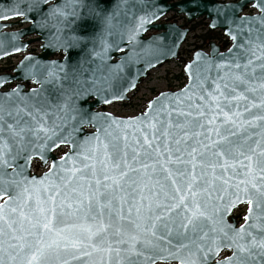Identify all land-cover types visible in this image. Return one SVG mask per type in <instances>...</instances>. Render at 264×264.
<instances>
[{"label": "water", "instance_id": "1", "mask_svg": "<svg viewBox=\"0 0 264 264\" xmlns=\"http://www.w3.org/2000/svg\"><path fill=\"white\" fill-rule=\"evenodd\" d=\"M49 1L53 4L46 6ZM54 5H67L66 15H51ZM262 5L264 0H0V61L24 54L10 73L0 74V105L12 113L0 121V148L8 161L0 165V189L20 197L0 195V205L7 202L4 213L19 221L26 201L24 211L37 215L32 210L39 196L49 209L46 215L56 208L67 235L86 240L84 229L90 227L99 247L61 248L59 260L67 264H217L234 252L248 264H264L247 234L264 237V203L249 205L241 191L240 200L225 211L241 180L246 183L240 188L255 195L252 182L262 179L257 163L264 161ZM248 6L255 12L244 14ZM168 13L183 16L186 25L204 18L229 45L222 49L211 41L207 51L195 50L183 68L184 86L159 92L144 112L120 118L98 111L124 100L147 73L177 59L189 29L162 23ZM20 25L26 26L11 30ZM27 36L35 39L22 42ZM32 42L40 44L37 55L26 54ZM60 50L65 56L52 59ZM60 148L66 151L57 157ZM227 148L232 149L227 162L214 154ZM34 161L41 173L33 172ZM194 199L207 217L192 216ZM240 207L245 211L238 222ZM216 208L233 229L246 227L244 240L237 242L249 245L251 256L223 246L230 241L219 232L223 225L213 222ZM0 227L11 234L4 221ZM133 237L139 238L135 246ZM216 244H221L218 253Z\"/></svg>", "mask_w": 264, "mask_h": 264}, {"label": "snow or ice", "instance_id": "2", "mask_svg": "<svg viewBox=\"0 0 264 264\" xmlns=\"http://www.w3.org/2000/svg\"><path fill=\"white\" fill-rule=\"evenodd\" d=\"M67 7V5H54L50 10L51 15H66V13L63 11V9ZM262 10H264V5H262ZM73 15H75V12H72ZM7 18V17H3ZM264 19V18H262ZM143 26V22L141 24V27ZM227 87V85H226ZM14 92L17 90H13ZM35 91V90H34ZM223 94V93H222ZM159 99V98H158ZM215 99V97H213ZM151 104L149 107L151 108ZM217 107H220L217 105ZM11 110L4 108L2 105H0V121L4 120V116L8 115L10 116ZM203 115V113H201ZM225 116L228 117V113L225 112ZM8 127L11 129L13 125L9 124ZM3 130V125L0 124V131ZM23 131V129H21ZM19 133H17L18 135ZM232 135H235V133H231ZM21 139H23L21 137ZM99 139V137H97ZM222 140H226V137H221ZM147 142V139H146ZM231 143V142H229ZM6 146V145H5ZM107 147V145H105ZM231 148L227 149H221L220 151L214 153L218 156H224L225 162H227L228 156L231 153ZM192 152H196V149L193 148ZM5 153L0 148V165L6 166L8 161L5 159ZM247 159L251 160V157H246ZM195 159V157H194ZM260 168V173L262 176V179L259 183L252 182V188L256 189V194L253 195L248 191V188L245 187L243 189L240 188V184H245L246 181L241 180L239 184L236 185L237 188V195L235 197V200L232 201L231 204H229L225 211L230 210L231 207L235 205L237 201L240 200L239 193L242 191L248 200L249 205H252L254 200L256 201V207H261V204L264 203V161L257 162ZM115 167H119V165H114ZM85 167H88V165H85ZM195 167V165H193ZM249 171H252L251 166H249ZM18 174V173H17ZM171 175V173H169ZM177 175L183 177V172H178ZM105 179H108L106 176ZM197 178L193 175L192 180L195 181ZM0 182L2 181V177H0ZM15 183V181H13ZM99 183V181H97ZM177 181L174 179L173 184H176ZM188 188H193V183L188 184ZM177 192L180 191L179 187H177ZM27 188L24 189V192H27ZM0 195H7L9 200H17L19 199V195L16 197L11 196L7 191L4 189H0ZM31 194H29L30 196ZM197 191H192V196L196 197ZM49 199L55 202L54 196H50ZM222 199V198H221ZM181 202L185 200V196L180 197ZM193 203L195 204V208L197 211H194L192 213L193 217L196 216H205L207 217L208 214L205 211L200 210V204L193 200ZM44 201L40 199L39 196L36 198V208L33 209V212L38 213L37 215H32L30 212L26 213L24 211V207L26 206V201L22 203V205L19 208V216L20 220L17 221L15 218H9L3 211L4 207L7 205V202L5 205H0V221H4L8 228L11 230V234L7 231H5L4 227H0V264H67L66 261H60L59 260V250L61 248H68L71 247H79L80 244L86 243L91 245L93 248H98L99 245L92 242V237L96 235L95 232L91 230L90 227L85 228L84 231L88 233L87 239H81L79 236H69L66 234V226L61 227L62 221H60L57 217L56 208L53 207L51 209V215H46V213L49 211V209L45 208L43 206ZM178 206V205H177ZM185 207H187L185 205ZM17 208L13 207L11 209L12 212H17ZM215 212L218 214L216 219L213 221L217 224H222L223 226L219 228V232L223 234V237L230 241L227 244H224L223 246L228 248H235L238 249L241 253H248L249 256L252 255L250 251L249 245L238 243L237 241L244 240V233L246 232V227L241 226L240 229H233L231 225L227 224L224 221V217L220 213V209L216 208ZM252 214V208H249V215L245 217V220L251 218ZM211 219V217H208ZM157 220L160 219L159 216L156 217ZM27 221V227L24 226V222ZM19 223L20 227L16 228L13 227V225ZM188 223H192V219L189 218ZM136 227H140L139 225H135ZM185 228H187V224L184 225ZM155 228V224L152 225V229ZM226 229H232V235ZM146 231L148 229H145ZM213 231H217L216 228L213 229ZM20 233V234H18ZM248 235L252 236L251 245L259 247L261 249L260 255L264 256V237H262L260 240H257L255 236L252 235V233H247ZM152 235L155 236V231H152ZM206 235V234H205ZM28 237H31L29 239ZM216 239H220L217 237ZM133 246L137 242H139L138 237H133ZM104 241L102 240L101 243ZM123 241H117V243H122ZM144 243L150 244L151 241L145 240ZM181 247H185V245H181ZM202 247V246H199ZM221 244H216L215 250L218 253L220 250ZM108 251H113L111 246L107 249ZM118 252L119 249H116ZM212 251V249H208L205 251V261L208 256V252ZM7 257V260L5 259ZM236 259L237 264H248V262L241 260L239 256L234 252L233 257H229L224 261H217V264H232V260ZM182 264L184 262L182 261ZM189 264H205L204 261L200 260H192L189 262Z\"/></svg>", "mask_w": 264, "mask_h": 264}, {"label": "flooded vegetation", "instance_id": "3", "mask_svg": "<svg viewBox=\"0 0 264 264\" xmlns=\"http://www.w3.org/2000/svg\"><path fill=\"white\" fill-rule=\"evenodd\" d=\"M174 1H178V0H174ZM224 1H235V0H224ZM51 4H53V2L49 1L46 3V6H49ZM253 12L254 11L249 6L245 9V14H251ZM17 21H19V18L13 20V22H17ZM161 22L162 23H176L179 25H185V27L188 29L190 28L188 26L189 24L186 25V20L184 17L176 15L174 13H168ZM25 26L26 25H24V26L20 25V26L12 28L11 30H13V31L20 30L21 28H23ZM189 31H190V29H189ZM209 31H212V30H209V29L203 30V36L206 35ZM215 32H218V31H215ZM150 34H153V33H150ZM188 34H189V32H188ZM188 34L186 35L183 43L181 44V46L178 50L177 57L181 53L182 46L184 45ZM147 35H149V34H147ZM34 39H35V36H27V37L22 38V42H29V41H32ZM224 40H225V38H222V39L218 38L215 40V42L218 46L222 47V42ZM26 49H27V52H26L27 55H37L40 52V44L36 43V42H32V43L27 45ZM122 54H123V51H118L116 55H122ZM23 56H24L23 54L14 55V56L6 59L4 62H1L0 63V74L10 73L13 70L14 66L18 63V61ZM64 56H65L64 52L60 50L58 53H56L52 56V59L59 60V59H62ZM113 61H116V58H114ZM150 73L151 72L147 73L146 77L140 79L139 82H136L134 84V86L131 88V90L125 93L124 100L111 102V103L106 104V105H101L97 110L112 114V115H114L116 117H120V118L132 117V116H135V115L139 114L140 112H142L145 101L139 99L138 100L139 103L137 105H135L134 99L137 97V95H138V93L142 87V84L149 77ZM181 80H182L181 72L179 73V77L167 79L166 82L164 83V91H169V90L174 89L176 82H179ZM13 85L14 84H10L6 87L9 88V87H12ZM24 85L27 89L31 87L30 84H24ZM64 151H66V148H60V149H58V151H56L55 155L57 157H59V156H61V154ZM33 169L37 173L42 171L39 167L38 161L34 162ZM240 220H241V218H240Z\"/></svg>", "mask_w": 264, "mask_h": 264}, {"label": "rangeland", "instance_id": "4", "mask_svg": "<svg viewBox=\"0 0 264 264\" xmlns=\"http://www.w3.org/2000/svg\"><path fill=\"white\" fill-rule=\"evenodd\" d=\"M205 24L206 21L204 19L189 23L188 26L190 27V33L188 34L187 39L184 45L182 46V55L186 54L188 51H191V46L198 45L197 38L203 36V25ZM180 67L181 65H179L177 62H170L157 68L156 70H153L149 74V77L142 84V87L137 97L134 99V104L137 105L139 103V99L146 101L152 96H154L156 93L164 91V83L167 79L179 77V73L181 71ZM243 213L244 209H241L237 210L235 215H242Z\"/></svg>", "mask_w": 264, "mask_h": 264}, {"label": "trees", "instance_id": "5", "mask_svg": "<svg viewBox=\"0 0 264 264\" xmlns=\"http://www.w3.org/2000/svg\"><path fill=\"white\" fill-rule=\"evenodd\" d=\"M203 27H205V25H203ZM222 39L224 38V36L219 33V32H215V31H209L206 35L200 37V38H197V40L201 41L202 44H206L208 43L209 41H215L216 39ZM226 46H228V42L227 40L225 39L223 42H222V49L226 48ZM242 208L238 209V210H241ZM236 218L239 219L240 218V215L237 214L236 215Z\"/></svg>", "mask_w": 264, "mask_h": 264}, {"label": "built area", "instance_id": "6", "mask_svg": "<svg viewBox=\"0 0 264 264\" xmlns=\"http://www.w3.org/2000/svg\"><path fill=\"white\" fill-rule=\"evenodd\" d=\"M200 44H201V43H200ZM192 50H193V46H191V51H192ZM191 51H188L186 54H183V55L181 56V63H180V64H182L184 61H186V60L188 59V57H189Z\"/></svg>", "mask_w": 264, "mask_h": 264}]
</instances>
